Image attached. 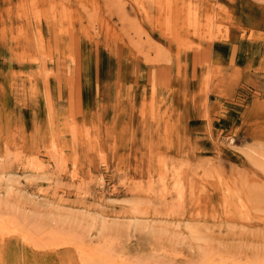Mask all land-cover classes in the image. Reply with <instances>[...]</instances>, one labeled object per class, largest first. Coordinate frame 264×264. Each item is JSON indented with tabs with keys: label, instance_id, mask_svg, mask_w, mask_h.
Returning <instances> with one entry per match:
<instances>
[{
	"label": "rangeland",
	"instance_id": "1",
	"mask_svg": "<svg viewBox=\"0 0 264 264\" xmlns=\"http://www.w3.org/2000/svg\"><path fill=\"white\" fill-rule=\"evenodd\" d=\"M0 216V264H264V0H0Z\"/></svg>",
	"mask_w": 264,
	"mask_h": 264
},
{
	"label": "bare ground",
	"instance_id": "2",
	"mask_svg": "<svg viewBox=\"0 0 264 264\" xmlns=\"http://www.w3.org/2000/svg\"><path fill=\"white\" fill-rule=\"evenodd\" d=\"M152 3V1H151ZM154 3V2H153ZM167 4V3H166ZM171 4V3H170ZM170 7V5H169ZM168 7V8H169ZM167 8V7H165ZM163 9V8H162ZM187 11V10H186ZM191 11V10H190ZM187 16L190 14L189 10L187 11ZM182 14V13H181ZM186 16V17H187ZM189 17V16H188ZM169 19L167 20V24L171 25V19L170 17H168ZM165 19V18H164ZM192 19V18H191ZM210 20V19H209ZM180 195V194H179ZM181 197V195L179 196ZM2 215V214H1ZM8 222V223H7ZM9 222H11V224L9 225ZM8 224V225H7ZM19 224V223H18ZM47 227V226H46ZM23 228H21L19 225H17L16 221L11 220V218L8 217H2L0 216V232L2 234V232H5L6 230L8 231H13V232H17L18 234H20V236L27 242H30L31 244H33L34 246H37V243L35 241V237L33 236L34 234L30 233L29 231H27V227L25 228V230H23ZM31 229V227H30ZM47 230V228H45ZM5 230V231H4ZM29 230V229H28ZM59 230V229H58ZM32 231V230H31ZM60 231V230H59ZM64 231V230H63ZM67 231V230H66ZM65 231V232H66ZM7 232V231H6ZM5 232V233H6ZM46 232V231H45ZM47 233V232H46ZM45 234V233H44ZM48 234V233H47ZM39 235V234H38ZM42 235V234H41ZM68 235V234H66ZM70 235V234H69ZM72 235V234H71ZM76 237V234H74ZM50 236V244L52 246H62V245H66L65 248H62V251H66L67 255L65 254V257L67 258V261H69L70 263L68 264H130L129 262L125 261L124 258H119L116 257L114 255H112L110 252H106L105 250L95 246V247H89L86 244H84V242H79L77 241V237L76 240L74 241V239L72 240L73 236L71 239H69L68 237H60L59 235H57L56 233H49ZM48 236V237H49ZM41 237V236H40ZM47 240V241H48ZM40 243V242H39ZM43 243V242H41ZM91 244V243H90ZM89 244V245H90ZM68 245H72V248H70L71 246ZM50 246V247H52ZM76 257V258H75ZM74 258H75V262H74ZM208 258V257H207ZM206 258V259H207ZM205 259V260H206ZM73 260V261H72ZM205 260H203L201 262V264H206ZM259 261V260H258ZM257 261V262H258ZM263 263V262H262ZM139 264V263H138ZM221 264H228L227 262H221ZM235 264H242V263H235ZM250 264V263H249ZM251 264H259V263H251Z\"/></svg>",
	"mask_w": 264,
	"mask_h": 264
}]
</instances>
